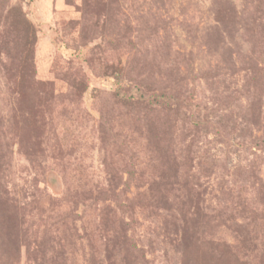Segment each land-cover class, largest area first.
Listing matches in <instances>:
<instances>
[{"label":"rangeland","instance_id":"374dc122","mask_svg":"<svg viewBox=\"0 0 264 264\" xmlns=\"http://www.w3.org/2000/svg\"><path fill=\"white\" fill-rule=\"evenodd\" d=\"M0 264H264V0H0Z\"/></svg>","mask_w":264,"mask_h":264}]
</instances>
